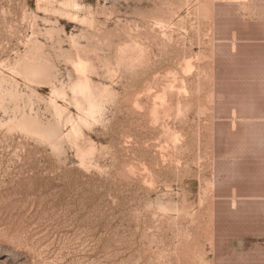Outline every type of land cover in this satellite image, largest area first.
I'll list each match as a JSON object with an SVG mask.
<instances>
[{
	"label": "rangeland",
	"instance_id": "obj_1",
	"mask_svg": "<svg viewBox=\"0 0 264 264\" xmlns=\"http://www.w3.org/2000/svg\"><path fill=\"white\" fill-rule=\"evenodd\" d=\"M0 264H264V0H0Z\"/></svg>",
	"mask_w": 264,
	"mask_h": 264
}]
</instances>
